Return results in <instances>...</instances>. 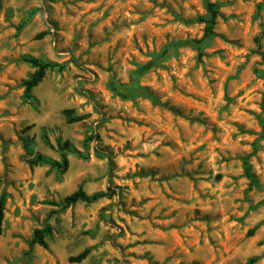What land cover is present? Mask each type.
<instances>
[{"label": "rangeland", "instance_id": "1", "mask_svg": "<svg viewBox=\"0 0 264 264\" xmlns=\"http://www.w3.org/2000/svg\"><path fill=\"white\" fill-rule=\"evenodd\" d=\"M209 1H1L0 264H264V0Z\"/></svg>", "mask_w": 264, "mask_h": 264}, {"label": "trees", "instance_id": "2", "mask_svg": "<svg viewBox=\"0 0 264 264\" xmlns=\"http://www.w3.org/2000/svg\"><path fill=\"white\" fill-rule=\"evenodd\" d=\"M0 0V4H1ZM206 16L198 18L201 22L205 23V35H209L212 32L213 26L215 24V19L218 15V6L216 3L209 0H205ZM41 35V34H40ZM258 42V39L256 40ZM264 56V52L261 53ZM26 62L30 63L34 67V71L29 75V77L23 82L25 87L24 95L26 98H32L31 90L38 85L39 82L45 77L48 69L52 67V64L45 62L39 58L27 56L24 58ZM65 113L69 116L71 115V110H65ZM82 119V116L70 117L71 121H76ZM65 146H68V143L65 142ZM29 166L33 167L36 165H48L51 168H57L61 172L65 171L68 166L67 158L62 154L61 161L50 159L44 155L36 154L28 159ZM243 170L245 176L248 178L250 185H258V179L255 173L252 171V168L249 164L247 158L243 160ZM105 195V192H95L92 194H87L81 187L73 191L64 198V203L66 206L74 204L78 201L84 202H93ZM4 205H5V195H0V233L2 231V222L4 216ZM52 234V228L49 225H46L43 228L36 229L33 233V238L31 244L37 243L43 247L47 246L45 240L46 237ZM89 248H86L79 252L75 256L69 258L70 261L80 262L82 261L89 253Z\"/></svg>", "mask_w": 264, "mask_h": 264}]
</instances>
